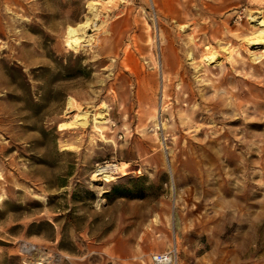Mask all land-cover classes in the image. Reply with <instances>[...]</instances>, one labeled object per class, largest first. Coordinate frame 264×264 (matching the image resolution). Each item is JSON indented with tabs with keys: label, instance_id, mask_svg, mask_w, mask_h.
Wrapping results in <instances>:
<instances>
[{
	"label": "rangeland",
	"instance_id": "obj_1",
	"mask_svg": "<svg viewBox=\"0 0 264 264\" xmlns=\"http://www.w3.org/2000/svg\"><path fill=\"white\" fill-rule=\"evenodd\" d=\"M259 20L264 0H0V264H264Z\"/></svg>",
	"mask_w": 264,
	"mask_h": 264
},
{
	"label": "bare ground",
	"instance_id": "obj_2",
	"mask_svg": "<svg viewBox=\"0 0 264 264\" xmlns=\"http://www.w3.org/2000/svg\"><path fill=\"white\" fill-rule=\"evenodd\" d=\"M256 25L258 26H262L264 25V20H259ZM259 36L257 38H255L253 41H252V44H264V28H262L261 30H259ZM209 45V44H208ZM207 50H208V53L206 55H204V60H206L207 62H211V61H214V58L217 56V52L215 50H213L212 48H210L209 46H206L205 47ZM205 62V61H204ZM219 94V93H218ZM221 94V93H220ZM222 95V94H221ZM218 96V95H217ZM223 98V96H222ZM221 98V99H222ZM223 101V100H222ZM72 107V106H71ZM70 107V108H71ZM161 109V108H160ZM87 112V111H86ZM86 112L85 111H79L77 114H74V119L71 121L72 123L73 122H76L79 123L80 125H85L86 122H87V117H86ZM100 117V116H99ZM99 122H102V121H99L97 120L96 118H94V123H99ZM67 123V122H66ZM65 123H60L59 124V128H63ZM69 125V124H68ZM69 127V126H68ZM115 168H119L118 165L115 166ZM105 179L104 180H107L109 181L110 179H112L111 176H105L104 177ZM39 264V263H37Z\"/></svg>",
	"mask_w": 264,
	"mask_h": 264
},
{
	"label": "built area",
	"instance_id": "obj_3",
	"mask_svg": "<svg viewBox=\"0 0 264 264\" xmlns=\"http://www.w3.org/2000/svg\"><path fill=\"white\" fill-rule=\"evenodd\" d=\"M117 165L116 162H103L96 166L94 171V176L98 179H105V176H111L114 173L118 172V168H115ZM153 264H171L172 256L170 252H159L154 253L150 257Z\"/></svg>",
	"mask_w": 264,
	"mask_h": 264
},
{
	"label": "trees",
	"instance_id": "obj_4",
	"mask_svg": "<svg viewBox=\"0 0 264 264\" xmlns=\"http://www.w3.org/2000/svg\"><path fill=\"white\" fill-rule=\"evenodd\" d=\"M112 190L115 191V188L113 187Z\"/></svg>",
	"mask_w": 264,
	"mask_h": 264
}]
</instances>
